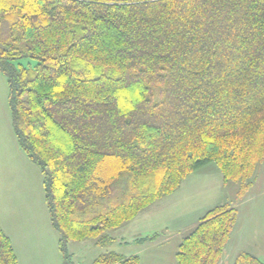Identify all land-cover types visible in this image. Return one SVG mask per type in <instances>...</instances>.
I'll use <instances>...</instances> for the list:
<instances>
[{"label":"trees","instance_id":"16d2710c","mask_svg":"<svg viewBox=\"0 0 264 264\" xmlns=\"http://www.w3.org/2000/svg\"><path fill=\"white\" fill-rule=\"evenodd\" d=\"M0 72L62 264L68 241H111L201 167L242 196L264 163V0H0ZM236 219L208 209L173 264H218ZM138 263L114 250L92 262ZM0 264H19L1 226ZM232 264L264 262L240 251Z\"/></svg>","mask_w":264,"mask_h":264},{"label":"rangeland","instance_id":"374dc122","mask_svg":"<svg viewBox=\"0 0 264 264\" xmlns=\"http://www.w3.org/2000/svg\"><path fill=\"white\" fill-rule=\"evenodd\" d=\"M23 62L27 64V60ZM7 97L6 77L0 72V139L3 142L13 135ZM8 151V145L0 149L5 157L0 159V180L7 177L3 185L0 181L3 187L0 188V226L13 241L19 264H61L58 235L50 227L44 202L42 174L21 149L27 161L25 165L13 154L8 158ZM214 177H222L214 163L190 173L179 190L141 210L133 219L104 231V235L112 238L109 242L97 244V238L93 237L68 241L72 263L92 264L100 254L115 250L127 256L137 255L138 264H173L177 246L189 229L184 232L185 227L195 224L203 210L215 202L236 208V229L245 237L241 248L259 254L264 260V163L257 164L253 183L242 196L238 195V183L230 180L222 194L219 193ZM155 233L158 236L153 240L134 241ZM25 241L29 243L27 247ZM229 243L226 253L230 252L231 256H223L219 264H232L236 256V238Z\"/></svg>","mask_w":264,"mask_h":264},{"label":"crops","instance_id":"0c3cea01","mask_svg":"<svg viewBox=\"0 0 264 264\" xmlns=\"http://www.w3.org/2000/svg\"><path fill=\"white\" fill-rule=\"evenodd\" d=\"M11 128H12V126H11ZM12 136L10 135V136H8V139L7 140H5L6 142H3V141H1V139H0V149L2 148V147H4V145L6 146V145H8V147H9V151H8V158H10V155H14V156H16L19 160H20V163L22 164V165H25L26 163L25 162H27V161H25V159H23L24 158V155L21 153V151H20V147H19V145H18V143H17V141H16V138H15V135H14V133H13V130H12ZM5 149V148H4ZM5 152H6V150H5ZM23 152V151H22ZM2 153L4 154V152H0V159L1 160H5V157H2ZM6 155H7V152H6ZM27 160H28V158H27ZM220 172V171H219ZM6 180H7V177H2L1 178V185H3L4 184V182H6ZM11 180V179H10ZM214 181L216 182V183H218L219 184V193H221L222 194V192L224 191V187L226 186V181H224L223 180V178L222 177H214ZM253 183V182H252ZM252 185V184H251ZM182 187V186H181ZM181 187H179L177 190H179ZM0 188H3V187H0ZM7 189L10 191V187H7ZM175 192V191H174ZM173 192V193H174ZM262 195L264 196V188H263V190H262ZM163 198V197H162ZM161 199V198H160ZM160 199H158V200H160ZM158 200H156V201H154L153 203H155V202H157ZM45 202V201H44ZM153 203H151L150 205H152ZM149 205V206H150ZM217 205H220V203L219 202H215V203H213L212 205H210V206H207V208H205L204 210H203V214L208 210V209H210V208H212V207H214V206H217ZM230 205V204H229ZM46 206V205H45ZM149 206L148 207H146V208H149ZM231 206V205H230ZM232 207H234V206H232ZM47 209V208H46ZM144 210V209H143ZM48 213V212H47ZM202 214V215H203ZM49 218V217H48ZM49 223H50V221H49ZM236 223V222H235ZM194 226V224H191L190 226H188V227H185V230H184V232L187 230V231H189L192 227ZM236 224H234V227L232 228V232L230 233V236H229V239H228V241H227V243H226V245H225V248H224V253H223V256L224 257H230L231 256V253L229 252L228 253V255H227V253H226V251H227V248H228V243L229 242H231V240H232V238H236V242H237V245H238V248L236 249V254L238 253V252H240V251H246V252H249V253H252V254H254L255 256H257L260 260H262L260 257L261 256H259V254H256V253H254L253 251H251V250H247L246 248H241L243 245H244V243H243V241H244V235H242L241 233H238L237 232V229H236ZM50 227H51V225H50ZM2 229H3V227H1ZM46 229H47V227H45ZM51 229L53 230V228L51 227ZM181 229V228H180ZM4 230V229H3ZM53 232H55L54 230H53ZM183 232V231H182ZM182 232H180V234L182 233ZM8 236H9V234L7 233V232H5ZM50 233V232H49ZM56 233V232H55ZM51 234V233H50ZM10 237V236H9ZM10 240H11V237H10ZM11 242H13L12 240H11ZM137 242H140V241H137ZM27 244H29L28 242H26L25 241V247H27L28 245ZM229 245H230V243H229ZM115 251V250H114ZM117 252V251H116ZM118 253H121V252H118ZM122 255H124V256H127V255H125V254H123V253H121ZM235 254V255H236ZM223 256H222V258H223ZM262 257H264V256H262ZM264 259V258H263ZM46 260V259H45ZM220 261H222V259H220ZM263 262H264V260H262ZM220 263V262H219ZM218 263V264H219ZM61 264H62V261H61Z\"/></svg>","mask_w":264,"mask_h":264}]
</instances>
